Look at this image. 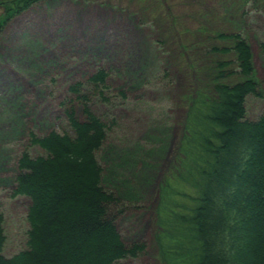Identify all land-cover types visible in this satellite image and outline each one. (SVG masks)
Returning <instances> with one entry per match:
<instances>
[{
  "label": "trees",
  "instance_id": "1",
  "mask_svg": "<svg viewBox=\"0 0 264 264\" xmlns=\"http://www.w3.org/2000/svg\"><path fill=\"white\" fill-rule=\"evenodd\" d=\"M164 1L157 0L160 15L166 9ZM54 2L2 1L0 8L6 17L0 26L41 3L50 10ZM209 27L200 28L199 33L211 40L207 55L213 58L204 57L192 72L197 85L185 98L174 162L178 166H171L175 172H168L170 176L158 186L152 256L157 264H264V114L250 121L245 106L247 97L264 96L247 39L238 33L207 32ZM58 46L28 53V61L36 62L28 79L36 87L58 65L53 63ZM185 48L193 47L188 43ZM261 51L264 54V44ZM134 66L133 72H139ZM168 74V70L163 73ZM107 77V72L98 69L70 87L81 105L83 120L70 107L62 128L54 129L53 121L45 116L31 128L18 120L7 124L13 126L15 138L24 132L27 137L16 159L12 184V196L28 202L27 230L24 249L8 256L6 220L0 212V264H122L145 250L147 245L139 241L125 246L116 226L127 209L117 195L123 191L135 201L138 191L123 185L116 188L117 195L106 191L104 183L110 181L96 159L115 121L99 118L89 105L92 96L83 90L91 87L100 102L111 105L104 94ZM18 90L11 82L8 99ZM120 97L125 95L120 93ZM8 102L13 104L12 99ZM31 148L35 154L29 152ZM116 205L121 208L115 213Z\"/></svg>",
  "mask_w": 264,
  "mask_h": 264
},
{
  "label": "rangeland",
  "instance_id": "2",
  "mask_svg": "<svg viewBox=\"0 0 264 264\" xmlns=\"http://www.w3.org/2000/svg\"><path fill=\"white\" fill-rule=\"evenodd\" d=\"M2 1L10 0H0V4ZM164 2L166 9L160 15L157 0H56L50 10L41 3L0 26V212L6 220L8 256L24 249L28 208L25 199L12 196L16 159L26 147L27 137L24 132L20 139L15 138L11 123L18 120L31 128L45 116L53 121L54 129L62 128L70 107L83 120L79 100L69 92L76 82H84L98 69L108 73L104 94L110 97L111 105L100 102L91 87L83 90L92 96L89 105L99 118L115 121L96 159L110 181L104 183L106 191L117 195L116 188L123 185L139 194L135 201L123 191L117 195L127 208L116 221L121 241L125 246L135 241L147 245L137 257L126 258L122 264H157L151 244L158 186L170 176L168 172H175L171 166L182 135L186 94L197 85L192 74L195 64L204 57L213 58L207 55L211 40L199 33L200 28L210 26L207 32L238 33L247 39L255 78L264 96V0ZM5 17L0 8V23ZM58 38L53 55V63L58 65L36 87L28 79L36 63L28 61V53L51 49L58 45H51ZM188 43L194 49L187 50ZM133 65L139 72H133ZM166 70L168 77L163 75ZM11 82L19 90L8 99ZM63 101L64 106H60ZM245 106L246 118L256 121L264 114V97L249 96ZM33 148L29 152L35 154ZM120 208L116 205L113 210L116 213Z\"/></svg>",
  "mask_w": 264,
  "mask_h": 264
}]
</instances>
